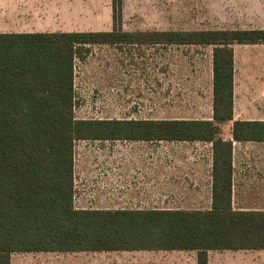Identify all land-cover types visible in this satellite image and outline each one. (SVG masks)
Here are the masks:
<instances>
[{
    "label": "trees",
    "instance_id": "obj_1",
    "mask_svg": "<svg viewBox=\"0 0 264 264\" xmlns=\"http://www.w3.org/2000/svg\"><path fill=\"white\" fill-rule=\"evenodd\" d=\"M122 0H113L121 26ZM213 46L211 120H80L74 61L83 45ZM264 43V30L162 33H0V264L16 254L264 250V211L233 209V142H264V122L234 121L232 45ZM233 122V140L216 124ZM81 140L212 144V208L99 211L74 207Z\"/></svg>",
    "mask_w": 264,
    "mask_h": 264
},
{
    "label": "crops",
    "instance_id": "obj_2",
    "mask_svg": "<svg viewBox=\"0 0 264 264\" xmlns=\"http://www.w3.org/2000/svg\"><path fill=\"white\" fill-rule=\"evenodd\" d=\"M194 11L218 13L226 22L223 28L195 31L264 30V0H190ZM124 2V0H122ZM123 8V7H122ZM180 10L181 7H178ZM177 8V9H178ZM176 9V10H177ZM25 13L32 15L25 16ZM53 13H68L70 29L50 32L40 27L53 26ZM77 13H107V21L87 28ZM110 13L113 0H0V33H162L179 32L115 27ZM123 13V9H122ZM220 13V14H219ZM35 15V16H33ZM94 18L91 19L93 22ZM9 27V28H6ZM14 27L15 29H11ZM39 27V28H38ZM5 28V29H4ZM190 32V31H182ZM133 45L114 43L83 45L74 61L75 117L82 114L118 115L129 112L134 81V63L167 65L173 82L180 84L181 52L168 55L155 49L156 58L135 59ZM151 46L195 47L205 52L194 83L209 89V113L201 118L155 120H211L213 117V46L147 44ZM130 46V47H128ZM164 48V47H162ZM234 61V121L264 122V43L232 45ZM162 53V54H160ZM149 56V53H146ZM203 57L209 67L203 65ZM78 62V64H77ZM79 69L76 70V66ZM179 66V69H178ZM177 69V81H176ZM77 71L79 76H77ZM168 71V70H167ZM159 72V70H158ZM169 73V71H168ZM179 75V76H178ZM179 80V81H178ZM204 82V83H203ZM79 104V105H78ZM169 112L182 113L178 103ZM188 112L202 114L195 103ZM163 112H166L163 110ZM77 118V117H76ZM79 119V118H77ZM80 120H135L82 118ZM153 120V119H148ZM218 137L233 140V122L216 124ZM207 148V154L195 148ZM200 150V149H199ZM212 144L181 141L81 140L74 149V207L99 211H206L212 208ZM233 209L264 211V142H233ZM111 253L169 254L189 258L197 264L194 251H141ZM105 254V253H95ZM29 255V254H28ZM208 264H264V250H211Z\"/></svg>",
    "mask_w": 264,
    "mask_h": 264
},
{
    "label": "rangeland",
    "instance_id": "obj_3",
    "mask_svg": "<svg viewBox=\"0 0 264 264\" xmlns=\"http://www.w3.org/2000/svg\"><path fill=\"white\" fill-rule=\"evenodd\" d=\"M193 3L190 0H124L121 3V25L129 28H140L146 30L159 31H195L206 30L214 27L223 28L226 22L218 16V13H205L204 10L194 11L191 9ZM123 7V8H122ZM178 7H181L180 10ZM178 8V9H177ZM123 9V13H122ZM177 9V10H176ZM81 19L86 21L87 28L97 26L107 21V13H77ZM220 14V13H219ZM31 13H25V16H31ZM68 13H53V26L40 27L50 32L70 29L74 25L65 20ZM35 16V15H33ZM113 19V13H110ZM94 18L93 22L91 19ZM9 28V27H6ZM39 28V27H38ZM5 29V28H4ZM11 29H15L12 27ZM130 47V46H128ZM157 46L151 45H133L135 59L143 57L156 58L158 49L168 51L167 56H172L174 50L181 52L182 61L180 63V84L173 82L172 69L167 65L166 81L161 79V71L163 66L157 63L143 64L141 62L134 63V81L131 91L130 109L127 113L118 115H102V114H82L76 112V117L82 118H119V119H165V118H201L206 117L209 113L210 93L209 89L205 90V83L201 88L194 83L197 76V70L200 68L196 61L200 53L205 52L202 48L196 51L195 47L181 46ZM164 47V48H162ZM155 49L157 51L155 52ZM200 51V53H199ZM146 53H149L147 56ZM162 54V53H160ZM78 64V62H77ZM203 65L208 60L203 57ZM79 66H76V70ZM179 69V66H178ZM159 70V72H158ZM77 76H79L77 71ZM179 76V75H178ZM177 81V69H176ZM179 81V80H178ZM178 103L181 109H186L182 113L169 112L174 109ZM194 103L204 109L202 114H194L188 112ZM79 105V104H78ZM165 110L166 112H163ZM200 149V150H199ZM195 152L207 154V148L197 147ZM12 264H190L189 258L178 255L169 254H147V253H73V254H16L12 258Z\"/></svg>",
    "mask_w": 264,
    "mask_h": 264
}]
</instances>
